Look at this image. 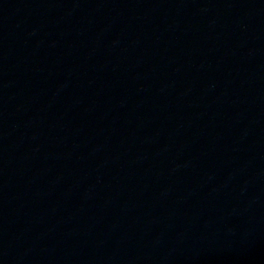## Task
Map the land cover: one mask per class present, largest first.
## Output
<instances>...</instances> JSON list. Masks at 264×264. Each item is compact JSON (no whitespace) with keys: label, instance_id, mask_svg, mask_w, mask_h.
<instances>
[{"label":"water","instance_id":"95a60500","mask_svg":"<svg viewBox=\"0 0 264 264\" xmlns=\"http://www.w3.org/2000/svg\"><path fill=\"white\" fill-rule=\"evenodd\" d=\"M0 264H264V0H0Z\"/></svg>","mask_w":264,"mask_h":264}]
</instances>
